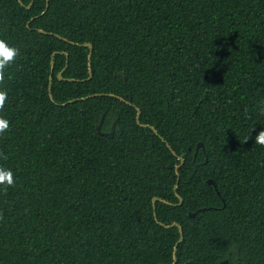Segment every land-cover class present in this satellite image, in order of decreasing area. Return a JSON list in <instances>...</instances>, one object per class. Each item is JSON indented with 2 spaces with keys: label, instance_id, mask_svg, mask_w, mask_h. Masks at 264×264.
<instances>
[{
  "label": "trees",
  "instance_id": "obj_1",
  "mask_svg": "<svg viewBox=\"0 0 264 264\" xmlns=\"http://www.w3.org/2000/svg\"><path fill=\"white\" fill-rule=\"evenodd\" d=\"M0 39V264H172L173 223L264 264V0H0Z\"/></svg>",
  "mask_w": 264,
  "mask_h": 264
},
{
  "label": "clouds",
  "instance_id": "obj_2",
  "mask_svg": "<svg viewBox=\"0 0 264 264\" xmlns=\"http://www.w3.org/2000/svg\"><path fill=\"white\" fill-rule=\"evenodd\" d=\"M19 55V49L15 46H10L9 43L0 39V80L4 78L5 71L9 66L15 63ZM7 91L0 90V105H3L7 99ZM8 121L0 118V135L4 134L8 129ZM254 142L264 145V130H261L255 136ZM14 173L11 169L0 167V185L11 186L14 183Z\"/></svg>",
  "mask_w": 264,
  "mask_h": 264
},
{
  "label": "water",
  "instance_id": "obj_3",
  "mask_svg": "<svg viewBox=\"0 0 264 264\" xmlns=\"http://www.w3.org/2000/svg\"><path fill=\"white\" fill-rule=\"evenodd\" d=\"M20 1V0H19ZM40 33H44L43 31H39ZM82 47H85V48H88L89 49V54H88V69H89V72L91 73V56H92V52H93V46H92V44H90V43H86V44H82L81 45ZM58 79L59 80H62V76H61V74H58ZM50 80H51V78H50ZM69 81H72L71 79H69ZM50 88V87H49ZM120 99V98H119ZM120 100H122V99H120ZM69 102H73V101H69ZM126 102V101H125ZM127 104H130V103H128V102H126ZM136 111H137V115H136V123L138 124V125H140L141 127H145V128H147L148 126H146V125H141L140 124V110L139 109H137L136 108ZM103 118H104V116L101 118V120H100V122H99V125L97 126V132L99 133V134H101V135H105V136H109V137H112L113 136V134H114V130H115V126H116V121L112 124V126H111V128H110V131L109 132H107V133H104V132H102L101 131V128H102V124H103ZM155 132V131H154ZM156 133V132H155ZM200 147H202V144H198L197 145V148H200ZM174 154V153H173ZM178 159L180 160V164L179 165H177V166H175L174 167V169H175V173H176V175L177 176H179V173H178V170H179V168L183 165V163H184V159L182 158V157H178ZM168 168L169 169H171L172 168V166H168ZM209 185H212L213 184V181L212 180H209L208 182H207ZM176 188L177 187H175L174 189L176 190ZM176 196L179 198V205H181L182 204V199L176 194ZM157 201H162V200H160L159 198H154L153 199V204H155ZM196 216V213H193V214H190V217H195ZM160 225H162V226H164L165 228H167V229H169V228H173V227H177L178 229H179V233H180V238H179V240H178V242H177V244L175 245V247H174V250H173V263L172 264H176V251H177V247H178V245L181 243V241H182V239H183V234H182V230H181V227L177 224V223H173V224H171V225H167V226H165V225H163V224H160ZM220 264H226V263H220Z\"/></svg>",
  "mask_w": 264,
  "mask_h": 264
}]
</instances>
